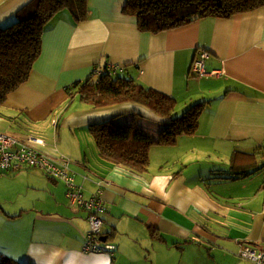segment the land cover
<instances>
[{"label":"crops","instance_id":"crops-1","mask_svg":"<svg viewBox=\"0 0 264 264\" xmlns=\"http://www.w3.org/2000/svg\"><path fill=\"white\" fill-rule=\"evenodd\" d=\"M29 1L0 0V26ZM125 2L88 0L77 24L57 14L29 79L0 105V132L33 136L41 153L65 157L84 198L105 182L100 217L112 256L83 252L87 213L68 204L60 180L17 167L0 173V256L21 264H250L237 254L264 245V7L151 34L123 14ZM200 51L209 56L197 78L190 68ZM106 66L173 97L184 112L205 103L195 132L150 147L142 173L102 158L88 127L112 119L122 135L135 127L156 140L170 118L136 102L94 107L73 90L68 96Z\"/></svg>","mask_w":264,"mask_h":264},{"label":"trees","instance_id":"trees-1","mask_svg":"<svg viewBox=\"0 0 264 264\" xmlns=\"http://www.w3.org/2000/svg\"><path fill=\"white\" fill-rule=\"evenodd\" d=\"M87 2L30 0L17 10L11 23L0 26V105L29 79L41 54V38L46 25L61 11H66L75 23L84 21L89 10ZM261 7H264V0H126L122 12L136 17L139 31L158 34L204 17L226 18ZM69 89L68 96L73 90L80 101L94 107L136 102L166 117L176 106L175 99L164 93L130 78H112L109 73L92 74L83 81L74 82ZM204 104L191 106L181 117L171 119L156 140L138 135L135 127L127 128L122 135L121 128L112 119L92 124L88 132L102 158L142 173L149 165L150 147L173 145L178 135L195 132ZM0 264L21 263L0 256Z\"/></svg>","mask_w":264,"mask_h":264},{"label":"built area","instance_id":"built-area-1","mask_svg":"<svg viewBox=\"0 0 264 264\" xmlns=\"http://www.w3.org/2000/svg\"><path fill=\"white\" fill-rule=\"evenodd\" d=\"M209 54L200 51L197 58L191 65V73L197 78L206 76L204 69L205 60ZM117 67L108 66L105 72H114ZM97 75L103 72L95 71ZM55 124L54 121H52ZM41 143L33 136L19 137L0 133V173L11 171L12 168H36L60 180L65 186V195L70 206H76L87 213L90 229L86 232L83 242V252L101 254L106 253L112 256L113 246L108 242L100 241L102 236L103 221L100 214L105 211L103 201L100 196L101 187L104 181L99 182L100 190L96 195L84 198L81 188L74 182V178L69 169L70 162L65 157L51 159L38 151L33 145ZM238 257L250 264H264V245L251 246L242 245L238 251Z\"/></svg>","mask_w":264,"mask_h":264},{"label":"rangeland","instance_id":"rangeland-1","mask_svg":"<svg viewBox=\"0 0 264 264\" xmlns=\"http://www.w3.org/2000/svg\"><path fill=\"white\" fill-rule=\"evenodd\" d=\"M74 1V0H73ZM87 4H88V2H87ZM64 13H66V11H63ZM66 14H68V13H66ZM69 15V14H68ZM70 17V16H69ZM71 19V18H70ZM72 21V20H71ZM72 23L73 24H77V23H79V22H74V21H72ZM192 75V74H191ZM112 78H122V75H121V73L119 72L117 75L116 74H113L112 75ZM171 97V96H170ZM173 98V97H172ZM176 101V100H175ZM183 109H181V108H175L174 107V110L169 114V115H166V118H170V120L171 119H175V118H179V117H181V114L182 113H184V111H182ZM56 130V129H55ZM35 132V134H38V133H40V134H42V136L43 137H45V138H47V136L49 135V134H51L49 131H47V130H45L44 128H39V130H36V131H34ZM38 132V133H37ZM45 134V135H44ZM47 134V135H46ZM48 143V142H47ZM14 173H10V174H7V176H9V175H13ZM41 174V173H40ZM52 177V176H51ZM66 196V195H65ZM66 200H67V197H66ZM74 207H76V206H74ZM34 210H36V209H34Z\"/></svg>","mask_w":264,"mask_h":264},{"label":"clouds","instance_id":"clouds-1","mask_svg":"<svg viewBox=\"0 0 264 264\" xmlns=\"http://www.w3.org/2000/svg\"><path fill=\"white\" fill-rule=\"evenodd\" d=\"M206 52H207V51H206ZM207 53H208V52H207ZM208 54H209V53H208ZM106 68H107V66H106ZM106 68H105L104 71H97V70H95V71H97V73H98V72L108 73V72H105V71H106ZM190 69H191V68H190ZM95 71H94L93 74H96ZM101 74H102V73H101ZM101 74H100V75H101ZM109 74H112V75H113V74H115V71H114V72H111V73H109ZM100 75H99V76H100ZM0 133H2V132H0ZM5 134H6V133H5ZM8 135H10V134H8ZM101 237H102V236H101ZM101 237H100V238H101ZM100 241H101V239H100ZM102 242H107V241L105 240V241H102Z\"/></svg>","mask_w":264,"mask_h":264},{"label":"water","instance_id":"water-1","mask_svg":"<svg viewBox=\"0 0 264 264\" xmlns=\"http://www.w3.org/2000/svg\"><path fill=\"white\" fill-rule=\"evenodd\" d=\"M100 239H101V241H105L106 240V238L104 236L101 237Z\"/></svg>","mask_w":264,"mask_h":264}]
</instances>
